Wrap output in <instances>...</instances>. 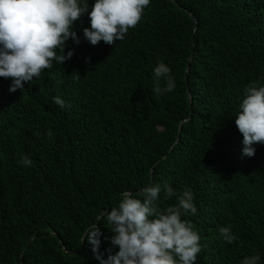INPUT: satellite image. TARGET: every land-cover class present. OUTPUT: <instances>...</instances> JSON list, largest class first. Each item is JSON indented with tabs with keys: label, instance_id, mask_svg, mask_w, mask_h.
Here are the masks:
<instances>
[{
	"label": "trees",
	"instance_id": "16d2710c",
	"mask_svg": "<svg viewBox=\"0 0 264 264\" xmlns=\"http://www.w3.org/2000/svg\"><path fill=\"white\" fill-rule=\"evenodd\" d=\"M84 27L87 13L74 24L80 43L65 44L72 57L24 89L0 77V264H100L86 230L101 224L107 258L101 212L154 184L162 210L192 191L197 213L181 219L201 237L194 264H264V144L243 155L235 125L246 86H264V0H150L114 45H91ZM161 61L175 87L156 94ZM223 226L238 239L226 242Z\"/></svg>",
	"mask_w": 264,
	"mask_h": 264
},
{
	"label": "clouds",
	"instance_id": "9594fccd",
	"mask_svg": "<svg viewBox=\"0 0 264 264\" xmlns=\"http://www.w3.org/2000/svg\"><path fill=\"white\" fill-rule=\"evenodd\" d=\"M149 4L150 0H95L89 11L87 0H0V77L10 78L9 91L15 92L24 89L25 82L40 79L46 69L53 68V61L62 65L70 59L74 50L65 52V44L69 38L80 43L74 24L85 13L90 27L83 28L84 38L93 46L100 41L114 45L141 21ZM153 80L156 94L175 87L171 69L162 61L153 70ZM244 93L235 125L243 137V155L252 157L254 145L264 144V86L252 81ZM53 102L62 109L71 107L60 96L53 97ZM47 135H52L51 129ZM18 162L32 164L28 156ZM161 191L160 184L147 186L143 199L124 191L117 207L101 212L100 219L106 220L103 226L112 233V247L105 249L107 258L100 251V223L91 225L83 239L100 264H194L202 251L201 237L181 219L189 211L197 213L193 193L185 189L176 205L162 210L157 204ZM163 191L164 199L175 195L171 185H163ZM219 232L228 243L238 239L229 226L220 227ZM113 248L118 250L113 252ZM259 260V255L245 256L239 264H258Z\"/></svg>",
	"mask_w": 264,
	"mask_h": 264
},
{
	"label": "water",
	"instance_id": "95a60500",
	"mask_svg": "<svg viewBox=\"0 0 264 264\" xmlns=\"http://www.w3.org/2000/svg\"><path fill=\"white\" fill-rule=\"evenodd\" d=\"M190 15H191V17H192L195 21H197V18L195 17V15H194L193 12L190 11ZM151 175H152V173H151ZM56 236H57L58 239L61 241L60 236H59L58 234H56ZM83 247H84V245L82 244V246H81V248H80L79 250H75V251H71V252H72V253L80 252V251H82Z\"/></svg>",
	"mask_w": 264,
	"mask_h": 264
}]
</instances>
